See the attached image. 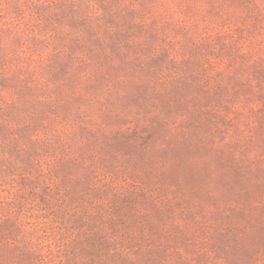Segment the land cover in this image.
<instances>
[{
    "label": "rangeland",
    "instance_id": "1",
    "mask_svg": "<svg viewBox=\"0 0 264 264\" xmlns=\"http://www.w3.org/2000/svg\"><path fill=\"white\" fill-rule=\"evenodd\" d=\"M243 2L232 69L193 0H0V264L133 256L129 232L154 262L264 264V0Z\"/></svg>",
    "mask_w": 264,
    "mask_h": 264
},
{
    "label": "trees",
    "instance_id": "2",
    "mask_svg": "<svg viewBox=\"0 0 264 264\" xmlns=\"http://www.w3.org/2000/svg\"><path fill=\"white\" fill-rule=\"evenodd\" d=\"M196 0H193V3H195ZM243 1L247 0H197L195 4H193L190 7L186 8V12H188V18H196L199 19L204 28L202 32H196L201 40L204 43V39L206 38V30L207 28H216L217 33L214 37V47H218L221 55L226 54L225 63L227 67H232V69L238 68L234 67L236 66V63H244L246 61H249L250 59V52H245L242 47L248 42L249 35L244 34L245 30L243 29L242 23H245L247 14L249 15V10L244 5ZM264 8V5H261ZM257 8V7H256ZM245 11V12H244ZM183 13H181L182 15ZM179 15V16H181ZM244 15V16H243ZM200 23V22H199ZM247 31V30H246ZM186 36L189 37V41H193L194 35L190 36L188 32H185ZM234 33L237 34L236 39L233 38ZM249 33V32H248ZM205 34V35H204ZM153 38H158L156 34H148L145 33L143 35V38L141 41L134 43L136 44V47L140 52H144L146 50H152V56L148 57L146 60L143 61V68L145 67L146 72H152L153 75H155V69H152L150 66H155L159 68V65L155 64L160 57L161 49H157L155 45L152 44L150 41ZM166 38V36H164ZM186 38V37H185ZM243 42L241 43V41ZM194 42V41H193ZM194 44V43H193ZM249 44V43H247ZM252 43L249 44V46ZM203 45V44H202ZM251 49V48H250ZM253 51V50H251ZM164 53V51H162ZM253 54V53H252ZM253 55L256 56H262L260 51H257ZM229 61V63H227ZM264 61V59H263ZM235 63V64H232ZM264 64L262 62V58L259 59L258 62H252L248 65L246 71L252 70L253 75L256 73H261L262 70L259 68V65ZM163 66L160 65V68ZM243 67V66H240ZM185 67L182 66L180 62L174 61L171 64L170 68H165L166 72L163 70H158L157 72H160L162 77H165V79L169 80V84L173 85V83L179 84L180 81L184 80L185 76L183 69ZM263 69V67H262ZM178 70V71H177ZM156 72V73H157ZM203 76L208 81H214L210 75H206L205 71H203ZM220 82V81H219ZM217 92L218 91H226L228 88L226 85L220 84L218 87H216ZM224 89V90H222ZM218 102H223L221 98L218 97V93H215V99ZM100 144V143H99ZM137 241L136 235L129 232L127 235V238L125 240V248L127 246H138V248L133 251V256L130 254H127V257L118 256L115 260H97L96 263L93 264H150L149 261H152V263L155 264H186L183 262H171L169 259L161 261H156L154 257H156V254L158 251L153 247H148L147 245H140ZM143 248V249H142ZM142 249V250H141ZM132 250V249H131ZM131 252V251H130Z\"/></svg>",
    "mask_w": 264,
    "mask_h": 264
}]
</instances>
